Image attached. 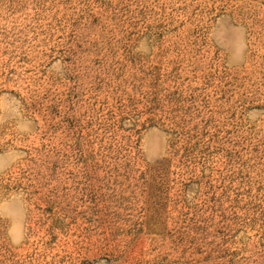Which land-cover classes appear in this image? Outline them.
Wrapping results in <instances>:
<instances>
[{
  "label": "rangeland",
  "instance_id": "1",
  "mask_svg": "<svg viewBox=\"0 0 264 264\" xmlns=\"http://www.w3.org/2000/svg\"><path fill=\"white\" fill-rule=\"evenodd\" d=\"M0 264H264V0H0Z\"/></svg>",
  "mask_w": 264,
  "mask_h": 264
}]
</instances>
